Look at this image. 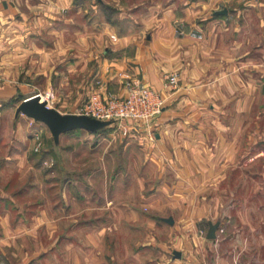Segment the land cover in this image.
Segmentation results:
<instances>
[{
    "label": "crops",
    "instance_id": "0c3cea01",
    "mask_svg": "<svg viewBox=\"0 0 264 264\" xmlns=\"http://www.w3.org/2000/svg\"><path fill=\"white\" fill-rule=\"evenodd\" d=\"M223 1L0 0V172L45 176L28 160L34 133L44 150V123L16 112L44 83L63 114L94 90L124 93L125 76L166 99L155 121H132L144 164L130 184L116 170L99 200L59 177L45 189L56 197L24 203L27 184H0V264H264V7L227 0L217 15ZM88 5L102 26L77 30ZM173 71L179 84L166 87ZM41 181L31 185L44 193Z\"/></svg>",
    "mask_w": 264,
    "mask_h": 264
},
{
    "label": "rangeland",
    "instance_id": "374dc122",
    "mask_svg": "<svg viewBox=\"0 0 264 264\" xmlns=\"http://www.w3.org/2000/svg\"><path fill=\"white\" fill-rule=\"evenodd\" d=\"M128 1L130 4H134L141 2L142 0H128ZM204 2L205 4L208 5V7H212L213 5L211 0H204ZM261 2L262 0H248L247 3L248 4L250 3L251 6L246 4L245 7L248 6L264 7V5H262ZM227 4H228L227 0L223 4H220L221 6L220 10L225 9L223 8V6H226ZM232 6L244 7V2L237 1L233 3ZM99 13H100L99 10L95 12V10L88 5L84 9L83 13L77 14L76 16L77 27H78L77 30L83 31L86 28L87 19L88 20L90 19L93 22L95 21L94 22L95 28H93V30H95L96 28H100V26L102 25L101 22H99L101 21ZM84 15L86 16L84 17ZM87 15L89 18L87 17ZM208 15L211 18L213 16L210 10ZM252 17L256 18L253 20L256 21L259 20L257 13H253ZM256 27H258V24H255V28ZM256 29L257 31L259 30L258 28ZM127 77H132V76H125L124 81L127 79ZM52 87L54 88L53 84L47 86V83H44L43 94L49 91L53 97ZM80 109H77L78 113L81 111ZM134 122H139V121H134ZM130 125L133 126L132 120L130 121ZM44 133H45L44 150H42L43 148L42 147L40 152H35L34 148H29L28 145L29 148L28 160L30 161V163L34 165V163H36V161L40 159L39 161H41V163L43 161L42 165H45L43 166L45 176L42 179V181L41 178L39 179L37 178L33 170H28L25 176L21 178L20 174L16 173L13 170L14 168L13 165L7 166V170L5 172H0V184L5 182L6 179L7 182L11 180L10 182L13 187H16V185L23 186L27 184V187L29 188L28 191L29 195L27 196L26 199H20L19 201L21 203H24V201L27 200L38 199L40 197L44 198V196L47 197L48 195L49 196L54 195V197H56V191L52 190V188H50L49 191L45 190L47 187H50L52 182H55V180H57L56 177H59L61 183L62 182L67 183L66 190L68 194L75 195L76 191L81 194L82 193L91 194L96 196V201H97L99 200L98 198L101 194L102 188H104L105 180L106 179L110 180L112 178L114 179L116 170L122 171L124 175L123 176L124 179H127V182L130 184L133 179L132 177H134L133 174L138 169V167H141L142 163L144 164V161L146 160V157L143 154L141 146H139V144H135L131 142L135 140L134 138L135 136L132 135L133 136L132 137L131 134L123 135L122 132L114 125H110L97 132H89L84 129L73 130L71 132L63 134L61 136V140L58 145H55L53 143L51 132L45 124H44ZM36 135L37 134L35 133L33 134V138L35 139V142H37ZM122 149H124V152L123 153L119 152ZM51 150H55V152L57 151L56 152L57 156L54 157L53 159H51L47 155H44L45 152L50 153ZM47 157L50 159L48 160ZM44 160L47 162V164L44 163ZM50 170L54 173L51 176L46 175L48 172H51ZM89 179L92 180L91 184L89 183L90 181ZM37 180L43 183L44 193H41V188L36 186L32 187L31 184L36 183ZM68 180H70V182H68ZM90 185L91 188L89 189ZM124 188L125 190H124L123 200L125 201L127 200L126 187ZM2 207L3 206H0V209H2ZM144 211H147V209L144 208ZM95 214L102 215L104 214V212L101 210L99 211L97 210ZM220 229L222 228L219 227L218 229L219 232H221ZM170 245H173V243H168V246ZM167 255L169 258L174 257L172 251L170 254L168 253Z\"/></svg>",
    "mask_w": 264,
    "mask_h": 264
},
{
    "label": "built area",
    "instance_id": "2783aa9c",
    "mask_svg": "<svg viewBox=\"0 0 264 264\" xmlns=\"http://www.w3.org/2000/svg\"><path fill=\"white\" fill-rule=\"evenodd\" d=\"M124 93H103L94 90L87 98L81 111L77 114H85L103 121H112L123 135L131 134L133 126L130 121L153 122L163 112L166 99L161 91L143 82L138 77H127L123 83ZM179 84V73L173 71L165 77V86L176 88ZM43 99L51 100L49 91L42 95ZM37 134V133H35ZM35 152H40L43 141L39 134L36 135ZM47 164L46 161H44ZM221 232L223 229H220Z\"/></svg>",
    "mask_w": 264,
    "mask_h": 264
},
{
    "label": "water",
    "instance_id": "95a60500",
    "mask_svg": "<svg viewBox=\"0 0 264 264\" xmlns=\"http://www.w3.org/2000/svg\"><path fill=\"white\" fill-rule=\"evenodd\" d=\"M227 10L217 11V15L226 14ZM17 114H25L29 118L44 123L50 130L55 143H59L60 136L77 129L96 132L111 125L112 121H103L85 114L61 113L49 106L48 101L40 94L23 100L17 107ZM220 222L212 223L208 231V238L215 239ZM174 258L181 257L179 251H174Z\"/></svg>",
    "mask_w": 264,
    "mask_h": 264
},
{
    "label": "trees",
    "instance_id": "16d2710c",
    "mask_svg": "<svg viewBox=\"0 0 264 264\" xmlns=\"http://www.w3.org/2000/svg\"><path fill=\"white\" fill-rule=\"evenodd\" d=\"M102 9L105 11V13L108 15L110 18L112 15V9L110 7H106L105 5L101 4ZM104 129V128H103ZM102 130V129H101ZM97 132V131H96Z\"/></svg>",
    "mask_w": 264,
    "mask_h": 264
}]
</instances>
